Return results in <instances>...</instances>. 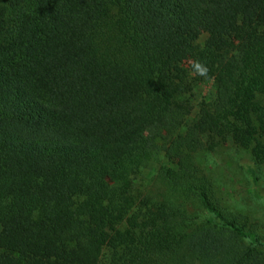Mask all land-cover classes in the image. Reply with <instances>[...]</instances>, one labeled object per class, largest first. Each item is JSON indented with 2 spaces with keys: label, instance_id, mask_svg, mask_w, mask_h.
I'll return each instance as SVG.
<instances>
[{
  "label": "trees",
  "instance_id": "trees-1",
  "mask_svg": "<svg viewBox=\"0 0 264 264\" xmlns=\"http://www.w3.org/2000/svg\"><path fill=\"white\" fill-rule=\"evenodd\" d=\"M225 141L264 198V0H0V264H264Z\"/></svg>",
  "mask_w": 264,
  "mask_h": 264
},
{
  "label": "rangeland",
  "instance_id": "rangeland-1",
  "mask_svg": "<svg viewBox=\"0 0 264 264\" xmlns=\"http://www.w3.org/2000/svg\"><path fill=\"white\" fill-rule=\"evenodd\" d=\"M205 38L206 35L201 34L196 43H202ZM210 93L209 83L199 86L192 97L193 105L199 99L207 98ZM198 157L200 166L212 181L215 194L222 204L245 216L249 222L264 228V198L253 193L247 172V168L252 165L247 153L225 141L212 152L201 153ZM254 169L257 177L256 190L259 194H264V162L254 166Z\"/></svg>",
  "mask_w": 264,
  "mask_h": 264
},
{
  "label": "clouds",
  "instance_id": "clouds-1",
  "mask_svg": "<svg viewBox=\"0 0 264 264\" xmlns=\"http://www.w3.org/2000/svg\"><path fill=\"white\" fill-rule=\"evenodd\" d=\"M190 66H191V70L192 72L200 77H208V68L206 66V64H204L203 62L199 61V60H192L190 62Z\"/></svg>",
  "mask_w": 264,
  "mask_h": 264
}]
</instances>
